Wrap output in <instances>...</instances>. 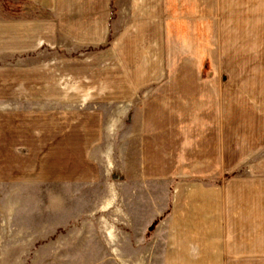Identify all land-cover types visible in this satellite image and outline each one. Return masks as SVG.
Here are the masks:
<instances>
[{"label": "rangeland", "instance_id": "rangeland-1", "mask_svg": "<svg viewBox=\"0 0 264 264\" xmlns=\"http://www.w3.org/2000/svg\"><path fill=\"white\" fill-rule=\"evenodd\" d=\"M168 1L153 50L114 49L116 29L76 49L59 29L22 53L5 25L28 5L0 0V264L167 263L157 222L143 230L165 184L141 190L119 126H264V19L236 17L246 0Z\"/></svg>", "mask_w": 264, "mask_h": 264}, {"label": "crops", "instance_id": "crops-1", "mask_svg": "<svg viewBox=\"0 0 264 264\" xmlns=\"http://www.w3.org/2000/svg\"><path fill=\"white\" fill-rule=\"evenodd\" d=\"M21 1L28 10L16 13L23 19L16 23L14 10L7 13L13 21H6L5 39L7 49L14 52L16 46L22 53L51 36L56 41L59 29L76 49L104 45L116 29L114 49L153 50L151 43H167L157 31L175 9L168 0ZM246 1L252 10L236 17L264 19V0ZM199 124L163 126L150 120L145 126H119L131 128L123 141L134 140L141 190L150 195L152 184H165L164 206L150 205L151 219L143 227L146 234L157 222L151 241L164 247L153 257L165 264H264V126ZM126 152L124 147L123 157L119 154L122 161Z\"/></svg>", "mask_w": 264, "mask_h": 264}]
</instances>
